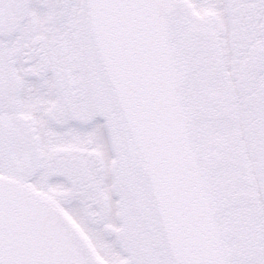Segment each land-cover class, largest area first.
<instances>
[{
  "label": "snow or ice",
  "instance_id": "1",
  "mask_svg": "<svg viewBox=\"0 0 264 264\" xmlns=\"http://www.w3.org/2000/svg\"><path fill=\"white\" fill-rule=\"evenodd\" d=\"M0 264H264V0H0Z\"/></svg>",
  "mask_w": 264,
  "mask_h": 264
}]
</instances>
